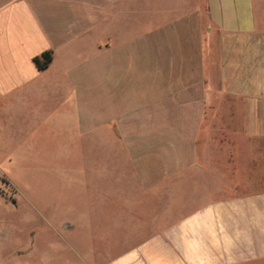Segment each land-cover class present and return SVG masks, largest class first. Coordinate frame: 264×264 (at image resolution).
Instances as JSON below:
<instances>
[{
  "label": "crops",
  "instance_id": "obj_1",
  "mask_svg": "<svg viewBox=\"0 0 264 264\" xmlns=\"http://www.w3.org/2000/svg\"><path fill=\"white\" fill-rule=\"evenodd\" d=\"M21 121L128 166L98 264H264V0H0V138ZM196 175L232 190L176 213Z\"/></svg>",
  "mask_w": 264,
  "mask_h": 264
},
{
  "label": "rangeland",
  "instance_id": "obj_2",
  "mask_svg": "<svg viewBox=\"0 0 264 264\" xmlns=\"http://www.w3.org/2000/svg\"><path fill=\"white\" fill-rule=\"evenodd\" d=\"M54 102L39 94L31 103L48 109ZM29 125L16 122L0 138V264H85L83 258L98 264L105 212L121 206L130 193L138 197L137 185L124 175L129 168L92 134L72 142L52 122ZM214 184L204 175L185 178L172 190L176 213L232 190ZM144 200V210H152V199ZM163 204L160 199L161 209ZM61 219L75 229L53 233Z\"/></svg>",
  "mask_w": 264,
  "mask_h": 264
},
{
  "label": "trees",
  "instance_id": "obj_3",
  "mask_svg": "<svg viewBox=\"0 0 264 264\" xmlns=\"http://www.w3.org/2000/svg\"><path fill=\"white\" fill-rule=\"evenodd\" d=\"M49 60H51V56L49 52H44L42 60L39 58L33 59L35 65L37 66L39 70L44 69L46 65L48 64Z\"/></svg>",
  "mask_w": 264,
  "mask_h": 264
}]
</instances>
